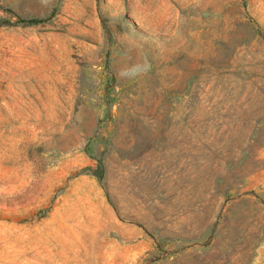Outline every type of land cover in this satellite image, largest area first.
Instances as JSON below:
<instances>
[{
  "label": "rangeland",
  "instance_id": "rangeland-1",
  "mask_svg": "<svg viewBox=\"0 0 264 264\" xmlns=\"http://www.w3.org/2000/svg\"><path fill=\"white\" fill-rule=\"evenodd\" d=\"M0 264H264V0H0Z\"/></svg>",
  "mask_w": 264,
  "mask_h": 264
},
{
  "label": "trees",
  "instance_id": "trees-1",
  "mask_svg": "<svg viewBox=\"0 0 264 264\" xmlns=\"http://www.w3.org/2000/svg\"><path fill=\"white\" fill-rule=\"evenodd\" d=\"M43 21H44V19L33 18V19H20L19 21H17V23H21L24 25H36V24H39ZM8 22L9 21H4L3 23H8Z\"/></svg>",
  "mask_w": 264,
  "mask_h": 264
}]
</instances>
